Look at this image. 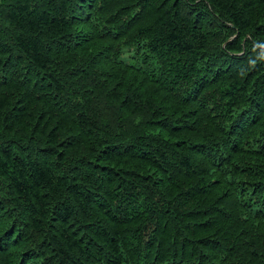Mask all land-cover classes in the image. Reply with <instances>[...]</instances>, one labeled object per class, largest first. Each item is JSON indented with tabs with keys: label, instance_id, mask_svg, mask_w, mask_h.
<instances>
[{
	"label": "trees",
	"instance_id": "1",
	"mask_svg": "<svg viewBox=\"0 0 264 264\" xmlns=\"http://www.w3.org/2000/svg\"><path fill=\"white\" fill-rule=\"evenodd\" d=\"M0 264H264V0L1 2Z\"/></svg>",
	"mask_w": 264,
	"mask_h": 264
},
{
	"label": "rangeland",
	"instance_id": "2",
	"mask_svg": "<svg viewBox=\"0 0 264 264\" xmlns=\"http://www.w3.org/2000/svg\"><path fill=\"white\" fill-rule=\"evenodd\" d=\"M4 1V0H3ZM2 0H0V3L3 2Z\"/></svg>",
	"mask_w": 264,
	"mask_h": 264
}]
</instances>
